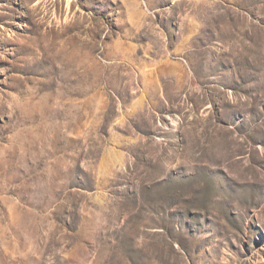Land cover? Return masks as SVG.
Listing matches in <instances>:
<instances>
[{"label":"rangeland","instance_id":"374dc122","mask_svg":"<svg viewBox=\"0 0 264 264\" xmlns=\"http://www.w3.org/2000/svg\"><path fill=\"white\" fill-rule=\"evenodd\" d=\"M19 6L0 264H264V0Z\"/></svg>","mask_w":264,"mask_h":264},{"label":"crops","instance_id":"0c3cea01","mask_svg":"<svg viewBox=\"0 0 264 264\" xmlns=\"http://www.w3.org/2000/svg\"><path fill=\"white\" fill-rule=\"evenodd\" d=\"M28 1L29 0H0V28H10L14 21V17L12 16L15 12V8L20 9L19 5L22 4L23 9H25V6L28 5Z\"/></svg>","mask_w":264,"mask_h":264}]
</instances>
